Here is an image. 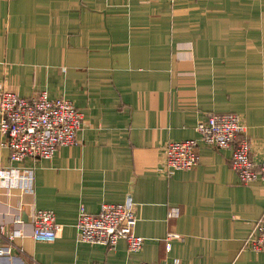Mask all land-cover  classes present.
<instances>
[{
	"label": "crops",
	"instance_id": "obj_1",
	"mask_svg": "<svg viewBox=\"0 0 264 264\" xmlns=\"http://www.w3.org/2000/svg\"><path fill=\"white\" fill-rule=\"evenodd\" d=\"M3 87L68 98L84 121L78 144L19 162L0 131V167L24 177L0 180V223L20 231L1 264H264L251 245L264 181L242 183L231 148L201 141L200 163L174 173L165 155L202 118L235 112L264 158V0H0ZM127 201L140 250L79 239L82 208ZM33 208L55 212V241L33 237Z\"/></svg>",
	"mask_w": 264,
	"mask_h": 264
},
{
	"label": "built area",
	"instance_id": "obj_2",
	"mask_svg": "<svg viewBox=\"0 0 264 264\" xmlns=\"http://www.w3.org/2000/svg\"><path fill=\"white\" fill-rule=\"evenodd\" d=\"M83 121V111L68 98H50L46 90L32 97L21 96L16 90L5 87L0 90L1 145L10 149L11 162L23 161L27 157L51 158L59 147L78 144ZM196 130L198 138L173 140L165 145L169 173L198 165L202 141L214 148L232 149L231 165L242 183L258 179L264 181V158L257 161L252 156L250 142L244 135L246 127L238 113H211L198 122ZM23 178L17 168L0 167V180L3 183H15ZM178 214L176 207L169 212L170 217ZM31 215L33 237L38 241H55L60 227L55 212L33 208ZM16 221H20V218L17 217ZM137 221L134 204L130 201L102 203L100 211L94 214L82 208L77 222L79 239L110 247L124 239L131 250L138 251L143 246L144 237L135 232ZM19 233L18 229L0 223V264L3 257L12 254L13 241ZM251 245L253 249L264 252V215L258 222ZM170 246L168 243L167 247ZM138 264H181V259L140 261Z\"/></svg>",
	"mask_w": 264,
	"mask_h": 264
}]
</instances>
